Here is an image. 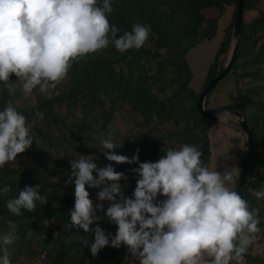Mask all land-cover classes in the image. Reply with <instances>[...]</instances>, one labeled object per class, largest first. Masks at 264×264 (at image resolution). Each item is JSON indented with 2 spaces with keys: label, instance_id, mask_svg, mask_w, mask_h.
Returning <instances> with one entry per match:
<instances>
[{
  "label": "clouds",
  "instance_id": "9594fccd",
  "mask_svg": "<svg viewBox=\"0 0 264 264\" xmlns=\"http://www.w3.org/2000/svg\"><path fill=\"white\" fill-rule=\"evenodd\" d=\"M112 12L113 0H0V85L11 90L18 84L30 98L34 90H56L74 64L110 45L119 54L142 48L150 27L135 23L119 34L109 21ZM33 133L34 124L7 100L0 107V169L15 167L33 146ZM95 147L107 163L90 155L71 158L64 180L74 195L64 227L83 230L80 243L92 257L111 247L125 249L122 264H244L261 232V216L235 190V168H210L199 147L189 143L167 148L156 160H141L139 148L131 156L118 152L123 144L111 132L102 134ZM121 164L128 170L117 171ZM260 171L264 174V168ZM90 190H96L95 201ZM247 191L264 200V188ZM38 203L45 205L48 199L36 184L19 190L6 208L21 216L35 212ZM7 223L10 230L0 234V264H13L8 246L17 239L16 224ZM41 223L48 227L55 221ZM32 235L29 230L26 239Z\"/></svg>",
  "mask_w": 264,
  "mask_h": 264
},
{
  "label": "trees",
  "instance_id": "16d2710c",
  "mask_svg": "<svg viewBox=\"0 0 264 264\" xmlns=\"http://www.w3.org/2000/svg\"><path fill=\"white\" fill-rule=\"evenodd\" d=\"M235 1L113 0L110 23L120 29L119 34L131 31L135 23L149 26L151 31L145 45L124 54L110 45L102 52L90 54L73 65L67 79L59 85L62 88L58 93L53 91L43 97L34 90L33 104L16 106L34 124L35 141L22 154L23 158H17L15 167L0 169V234L10 230L8 220L16 224V244H12L13 248L8 246L12 261L18 256L13 250L30 257L29 264H85L94 259L90 251L81 246L85 236L83 230L64 227L74 204L73 186L66 187L64 180L70 172L68 161L92 150V144L102 137L118 107L126 106L137 115L132 121L139 129L131 139L115 141L123 144L118 152L131 156L139 148L141 160H156L167 148L189 143L199 147L202 161L208 164V129L213 122L202 117L195 104L203 85L218 74L226 61ZM224 5L231 8L230 20L223 28V36L206 69L200 90L193 92L188 87L190 69L185 54L190 47L214 34L216 18ZM204 10L210 14L215 11L216 15L206 17ZM250 11L256 13L247 19L245 16ZM241 14L234 60L221 80L232 81L233 91L229 92L227 106L244 113L251 132L253 154L242 195L253 207L260 209L259 227L264 230V200L257 201L247 191L249 187L257 190L264 187V174L259 171L264 164L259 151L264 148V0H243ZM13 89L10 92L0 85V107L7 100H16L19 92L15 86ZM207 96L204 109L209 111ZM77 110L80 115L75 117ZM37 111L44 114L42 120L36 117ZM166 124L169 127L160 130ZM237 127L240 129L239 125ZM95 131L96 136L91 135ZM101 152L92 157L103 165L107 161L102 162ZM245 154L246 149L240 166ZM34 162L39 166L33 165ZM128 168L126 164L116 165L117 171ZM36 184L40 185L41 194L47 195L48 203H38L35 212L24 211L21 216L9 213L7 201L25 186ZM132 187L134 180L127 189L129 193ZM90 191L95 201L96 190ZM45 218L53 219L55 224L45 227L41 223ZM29 230L33 235L26 239ZM110 230L114 232L115 226L111 225ZM124 252L121 248L111 253L118 254V261H122ZM245 264H264V247L259 255L248 253Z\"/></svg>",
  "mask_w": 264,
  "mask_h": 264
},
{
  "label": "rangeland",
  "instance_id": "374dc122",
  "mask_svg": "<svg viewBox=\"0 0 264 264\" xmlns=\"http://www.w3.org/2000/svg\"><path fill=\"white\" fill-rule=\"evenodd\" d=\"M230 10L231 8L228 5H224L221 15L216 18L214 34L211 35L209 38L203 39L196 43L194 46L190 47L185 54V61L190 69V79L188 82V87L193 92H197L201 88L206 69L209 63L211 62L212 56L216 50L219 41L223 36V28L227 25L230 20ZM255 13L256 11H250L246 14L245 17L247 19H250L252 16L255 15ZM204 14L206 17H210L215 16L216 12L214 11L210 14L207 12V10H204ZM14 86L19 92L18 97L13 102L14 106L26 107L34 103L33 96L30 98H25L21 94L20 86L18 84H15ZM13 88L11 90L9 89V91L12 92V90H14ZM61 88L62 87L58 85L57 89L54 90V92L58 93ZM232 91V81L227 78L221 80L216 85V87L209 92L207 96L208 109L213 110L221 106H227L230 103V100L228 98L229 92ZM51 92L53 91L41 94L43 97H48ZM79 115L80 111L77 110V112H75V117H78ZM67 118L71 121H77L71 116H67ZM136 118L137 115L131 112L126 106L118 107L115 111H113L111 122L103 134L106 135L107 133L111 132L115 141H120L122 139H131L132 136L139 131L136 124L132 121V119ZM237 125L238 124L235 123L229 116H226L222 117L220 121L213 122L210 128L208 129V141L210 149L208 165L210 168L220 170L235 168L237 171H239L240 165H237V163L239 157L243 155L245 145L243 142V135ZM168 127L169 124L162 125L160 127V130H164ZM157 131H159V128H157ZM93 134L94 136H96V131L91 132V135ZM98 138L92 144V150H90L86 155H99L101 149L95 147ZM259 151L264 163V148H261ZM102 162H105V160L102 159ZM33 165L39 166V163L34 162ZM262 168H264V164L260 165L259 171ZM102 227H105L110 230L111 225L104 223L102 224ZM13 244H16V240ZM9 247H12V245H10ZM263 247L264 230L261 229V232L257 236V243L250 249L249 254L259 255L261 254ZM114 250L115 249L111 247H106L105 249L101 250V254L99 253L100 255L95 257L92 261H87V264H114V261H117L115 264H122V261H118V259L120 258L119 255L116 253H111ZM13 253L18 254L15 260L16 262L13 261V264H29L28 260L30 257L28 258L25 253H17V250H13Z\"/></svg>",
  "mask_w": 264,
  "mask_h": 264
},
{
  "label": "water",
  "instance_id": "95a60500",
  "mask_svg": "<svg viewBox=\"0 0 264 264\" xmlns=\"http://www.w3.org/2000/svg\"><path fill=\"white\" fill-rule=\"evenodd\" d=\"M242 2L243 0L235 1V10H234L233 21H232L231 32H230V47H229L226 61L223 67L221 68V70L218 72V74H216L214 77H212L210 80H208L203 85V87L201 88L197 96V100L195 104L198 113L202 117L210 120L211 122H217V121H220L222 117L229 116L235 123L239 125L241 133L244 138V142H245L246 154L239 168V171H238L239 179L236 181L234 188L241 194H242V186L245 182V178H246L248 168H249V163H250V160L253 154V140H252L251 132L245 123L244 113L238 110H234L230 108L229 106H221L213 110L206 111L204 109V101H205L206 96L210 92V90L214 88L220 82V80L224 77V75L227 73V71L231 67L232 62L234 60L235 49H236L238 39H239V27H240V21H241V16H242L241 14Z\"/></svg>",
  "mask_w": 264,
  "mask_h": 264
},
{
  "label": "crops",
  "instance_id": "0c3cea01",
  "mask_svg": "<svg viewBox=\"0 0 264 264\" xmlns=\"http://www.w3.org/2000/svg\"><path fill=\"white\" fill-rule=\"evenodd\" d=\"M240 159H241V157H239V160H238V163H237V165H238V164L240 165Z\"/></svg>",
  "mask_w": 264,
  "mask_h": 264
},
{
  "label": "built area",
  "instance_id": "2783aa9c",
  "mask_svg": "<svg viewBox=\"0 0 264 264\" xmlns=\"http://www.w3.org/2000/svg\"><path fill=\"white\" fill-rule=\"evenodd\" d=\"M41 255H43V254H41Z\"/></svg>",
  "mask_w": 264,
  "mask_h": 264
}]
</instances>
